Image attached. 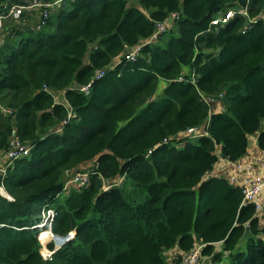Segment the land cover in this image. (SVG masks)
Returning <instances> with one entry per match:
<instances>
[{
  "label": "trees",
  "instance_id": "trees-1",
  "mask_svg": "<svg viewBox=\"0 0 264 264\" xmlns=\"http://www.w3.org/2000/svg\"><path fill=\"white\" fill-rule=\"evenodd\" d=\"M32 1L0 0V152L12 139L30 149L0 177L12 199L0 193V264H169L170 250L197 243L212 264H264V218L238 187L208 176L218 152L244 158L253 134L264 150V0H71L52 10L48 32L33 28L39 11L30 23L6 18ZM240 9L246 17L211 25ZM172 14L157 41L124 58ZM88 84V95L76 89ZM209 100L224 110L208 137L176 141L204 124ZM85 171L87 187L64 189ZM47 210L54 236L74 234L49 261L32 228Z\"/></svg>",
  "mask_w": 264,
  "mask_h": 264
},
{
  "label": "built area",
  "instance_id": "built-area-1",
  "mask_svg": "<svg viewBox=\"0 0 264 264\" xmlns=\"http://www.w3.org/2000/svg\"><path fill=\"white\" fill-rule=\"evenodd\" d=\"M68 1L71 0H56L52 3L43 4L33 0L31 3L26 5H13L11 6L7 13L6 18L11 19L13 21H19L22 14L31 13L33 11H39L38 17L33 25V28L36 31H41V29L46 25L50 12L56 8H60L65 5ZM236 14L246 17L247 13L246 10L240 9L237 11L230 10L227 11L225 14L219 16L218 18L211 21L212 26L223 25L227 23L230 19H232ZM176 14H172L169 19L173 22L177 19ZM168 19V20H169ZM2 20L3 18L0 16V43L3 42V35L2 33ZM168 20L164 23L157 25L156 33L148 40L141 43L139 46L133 47L128 50V52L124 55V58L128 61H134L136 57L140 54L141 48L143 45L151 44L157 41L158 37L166 32L171 24H168ZM104 75L103 71H97L94 75V79H99ZM78 91L83 93L84 95H88L90 84L77 87ZM54 101L61 102L62 97L60 93L54 94ZM209 106V114L206 118L204 124L199 125L197 127L190 128L186 130L182 135L178 136L176 141H181L187 137L190 139H198L200 137H208V122L209 118L212 113L214 112H221L224 108L221 106L218 100H209L207 101ZM71 111V109H70ZM70 111L68 114V119L70 117ZM67 121H64L63 124H66ZM170 139L164 140L163 144L167 143ZM174 140V139H173ZM29 147L22 145L17 139H12L9 142V148L6 152L1 154L0 159V177H4L8 171V169L12 166L13 162L26 157L29 154ZM150 153V152H149ZM229 167L224 171H221L220 174L213 175V170L208 176H222L224 179L232 186L238 187L241 192L242 196V205L251 204L254 208V212L256 215L260 214L263 205L261 201V196L264 193V150L261 152L259 158L257 159L256 163L252 161H235L229 162ZM217 172V171H216ZM224 172V173H222ZM122 180H118L115 184L119 186ZM89 184V174L88 172H76L74 173L65 183L64 189L67 191L70 187L74 186L77 188H85ZM112 186L111 183L108 181L104 182V190H108ZM0 193L7 197V199L12 200L8 197L4 192L2 187L0 186ZM46 214V215H45ZM55 217V213L53 210H47L42 213L40 221L32 227L33 229L38 230L37 232V239L40 243V255L44 260H51L52 254L54 251L59 249L65 243L69 242L73 239L74 234L70 233L66 238H61L54 236L50 231V225L52 220ZM45 231L47 234V239H42L38 237L40 232ZM53 245V249H48V244ZM201 249L202 245L197 243L192 249L185 252L181 256L180 264H200L201 262Z\"/></svg>",
  "mask_w": 264,
  "mask_h": 264
},
{
  "label": "crops",
  "instance_id": "crops-1",
  "mask_svg": "<svg viewBox=\"0 0 264 264\" xmlns=\"http://www.w3.org/2000/svg\"><path fill=\"white\" fill-rule=\"evenodd\" d=\"M36 14H37V11H33L29 14L26 13L25 19L30 23V20H32V19L34 20L36 18ZM159 85H160V88L157 90L158 93H160L162 91V89L165 87L166 83L163 81H160ZM262 130H264V123L262 124ZM257 136H258V134H253L252 136L249 137L247 154L240 161H252V162L256 163L257 159L259 158V156L262 152V150H260L257 146ZM217 156H218V162L214 166L213 175L220 174L223 169L225 171L229 167L228 161L221 157L220 152L217 153ZM222 173H224V172H222ZM261 201H262L263 209H262L260 214L264 218V193L261 196ZM262 221H264V220H262ZM179 254L181 256V253L177 249L170 250L167 253L168 263L169 264H176L174 262V259ZM202 260H204L205 264H212V263H210L209 259H207V258H202L201 261Z\"/></svg>",
  "mask_w": 264,
  "mask_h": 264
},
{
  "label": "rangeland",
  "instance_id": "rangeland-1",
  "mask_svg": "<svg viewBox=\"0 0 264 264\" xmlns=\"http://www.w3.org/2000/svg\"><path fill=\"white\" fill-rule=\"evenodd\" d=\"M52 12V11H51ZM51 12H50V15H51ZM37 13H38V11H37ZM31 27H32V25H31ZM43 32H48V30H42ZM41 31V32H42ZM36 34H37V32L36 31H34V30H29V31H27V32H25L24 34H23V36L25 37V36H32V37H35L36 36ZM158 89L160 88V85H158V87H157ZM141 109H137L136 110V114L140 111ZM122 125V123L120 124V126ZM192 143H196L197 142V139H192V140H190ZM1 154L2 153H0V159H1ZM65 196V193L64 194H62L61 195V197L63 198ZM46 215V214H45ZM244 237H246V236H244ZM242 238L240 241H239V243H238V245L236 246V248L234 249V254H236V253H238V252H244L245 251V249H246V239L245 238ZM228 261H224L223 262V264H228L227 263ZM200 264H205V262H204V260H202L201 262H200Z\"/></svg>",
  "mask_w": 264,
  "mask_h": 264
},
{
  "label": "water",
  "instance_id": "water-1",
  "mask_svg": "<svg viewBox=\"0 0 264 264\" xmlns=\"http://www.w3.org/2000/svg\"><path fill=\"white\" fill-rule=\"evenodd\" d=\"M173 21L171 19L168 20V24H172ZM249 235V227L246 226L245 230H244V236H248Z\"/></svg>",
  "mask_w": 264,
  "mask_h": 264
}]
</instances>
